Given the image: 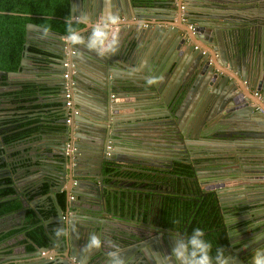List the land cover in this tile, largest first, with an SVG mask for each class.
<instances>
[{"label": "water", "instance_id": "obj_1", "mask_svg": "<svg viewBox=\"0 0 264 264\" xmlns=\"http://www.w3.org/2000/svg\"><path fill=\"white\" fill-rule=\"evenodd\" d=\"M194 7L198 9L192 11ZM107 12L126 18L136 14L139 21L130 23L134 45H128L123 37L115 54L104 58L82 45L70 47L66 34L45 33L46 29L38 25L25 24L19 68L0 70V78L5 76L0 93L19 88L23 82L44 84L55 92L38 93L37 103L53 99L50 102L58 106L49 111L56 116L52 122L45 117V110H40L42 124L51 127L39 128L20 139L17 147L11 145L9 151L17 148L19 159L12 172L7 169L3 175L11 178L10 186L21 200L22 213L26 207L38 211V198L51 199L40 203L52 209L43 220L46 244L35 251L43 262L53 257L51 261L57 264H108L107 253L116 244L125 264H175L169 255L176 243L174 237H187L183 232L186 223L177 230L157 224L143 207L132 210L137 207L135 200L120 198L103 182L102 177L110 175L102 172L109 166L116 171L135 169L153 174L155 168L164 167L167 156L179 160L174 156L189 155L182 147L208 145L202 140H209L202 136L211 135L219 141H232L236 136L232 143L212 146L210 153L217 159H209L204 151L198 156L210 160L204 166L209 167L213 198L223 217L228 213L226 207L245 206L246 201L234 197L226 203L223 195L231 186L228 192H238L235 188L240 184L258 190L257 179L264 176V140L257 138L264 137V0H69V18L74 21L86 14L95 22ZM84 28L82 24L80 29ZM109 32L117 34V29ZM151 33L155 37L160 33V39L167 42L162 46L158 39L149 50ZM88 34L83 32L85 37ZM43 39L51 41L41 47L50 53L48 63L32 60L27 51L30 42ZM147 49H155L154 57L159 52L152 64L144 60L149 59L144 56ZM179 63H187L189 71L172 82ZM40 64L49 67V81L37 75ZM152 77L157 83L148 85L146 79ZM165 78L176 88L172 99L155 96L158 98L149 103L150 109L141 112V118L135 117L138 112H127L137 106L132 100L136 102L138 93L151 86L159 91ZM11 81L15 84H8ZM64 86L71 94L68 106ZM254 91L260 98L253 95ZM107 141L112 147L105 156ZM26 144L30 147L27 153L22 148ZM40 147L43 150L38 152ZM247 164L249 176L242 175ZM23 165L26 167L21 168ZM192 167L196 171L202 166ZM25 171L30 174L22 188L15 178ZM59 196L64 197L63 204ZM253 196L246 198L253 201ZM114 206H121L127 217L136 211L137 217L115 215ZM238 213L234 215L237 221L242 218ZM120 223L127 226L122 238L115 229ZM58 228H68L69 236L57 238L53 230ZM263 229L257 226L255 231ZM92 233L100 238L102 247L87 251L84 245ZM260 238L251 244L224 248L227 264H252L254 250L264 248V243L257 245ZM51 250L53 253L48 254Z\"/></svg>", "mask_w": 264, "mask_h": 264}, {"label": "trees", "instance_id": "obj_2", "mask_svg": "<svg viewBox=\"0 0 264 264\" xmlns=\"http://www.w3.org/2000/svg\"><path fill=\"white\" fill-rule=\"evenodd\" d=\"M0 11L11 12L15 14L0 13V70L4 72L16 71L19 68V61L22 57L25 24L31 22L46 30L53 31L57 34H66L65 31V18H69V0H0ZM74 27L81 28L82 24H76L73 20ZM27 51L29 57L39 63L49 62L48 51L42 50L37 47L34 42H30ZM5 83V76L0 78V85ZM55 92L54 89L45 88L42 85H37L33 82L20 83L19 88L9 89L0 93V96L8 98V103L12 106L11 115L2 122L0 125V135L4 141L10 142L13 140L22 139L36 133L39 128H49L51 126L42 124L40 119L41 111L37 109L43 108L45 117L49 118L52 122L54 113H50L52 107H57V103H37V95ZM21 112V113H18ZM43 113V111H42ZM33 114V115H30ZM4 162L0 158V216L20 211L21 200L16 197L15 189L10 186L11 178L3 175L1 169L4 167ZM106 170H109L107 166ZM179 173L180 180H174L173 186H164L163 182L159 179L160 173L154 172L153 174H145L144 180L146 187L160 188L167 191L169 195H164L168 208L172 210L177 209V205H183L185 211L184 234L191 236L192 230L201 228L205 233L204 239H208L212 244H218L222 248H227V239L225 237V230L220 228L221 221L219 219L218 207L216 206L215 199L210 194L201 198L197 203L192 200H187L188 185H183L182 178L189 173L186 166L178 167L176 170ZM151 181V182H149ZM185 182V181H184ZM155 183V184H152ZM177 191L180 192L182 203L178 200ZM183 193V195L181 194ZM199 194L202 193L199 191ZM193 196V195H192ZM59 201L62 203V196H59ZM177 199V200H174ZM38 211L32 207H26L24 213L21 211V225L18 228L1 232L0 241L9 237L10 235L23 232L25 240L30 243L25 244L26 250L41 247L46 244V232L42 224L43 220L52 214V209H45V206L38 205ZM189 215V216H188ZM188 216V217H187ZM174 223V222H173ZM176 226V225H175ZM214 240V241H213ZM217 243H216V242ZM216 248H212V255L215 256ZM225 253V251H224Z\"/></svg>", "mask_w": 264, "mask_h": 264}, {"label": "crops", "instance_id": "obj_3", "mask_svg": "<svg viewBox=\"0 0 264 264\" xmlns=\"http://www.w3.org/2000/svg\"><path fill=\"white\" fill-rule=\"evenodd\" d=\"M197 9H198L197 7H194L192 11H196ZM135 15L131 14V16L127 18L121 15H118L119 17L124 18V22H121L120 24H118L117 27H115V30L117 29L118 40H120L121 43H123L124 42L123 37H126L128 41V45L130 46L134 45V42H133L134 38L131 37L133 34V31H131L133 29L131 24L139 21L138 16H135ZM149 20L154 21L153 18H149ZM140 21H145V20H140ZM125 22L127 26H125L124 24ZM148 33L147 32L145 33L146 36H148ZM146 36L144 38H147ZM160 36H161L160 33L156 35V37L154 36L153 33H151V35L149 36V38L151 37L150 38L151 45L149 46V50L153 48V46L158 41V39H160ZM49 42H51L49 39H46V40L43 39V41L39 40V42L38 41L37 43L35 42V45L37 46V44L40 43L39 44L40 46H37V47L41 48L43 45H47ZM160 42H162L161 45L163 46L165 42H167V40L162 41V39H160ZM41 49L45 50L43 48ZM149 50L147 49L144 53V56L146 55V57L149 59H144V60L145 62L147 63L151 62L152 64V62L157 58L159 52L156 53V56L154 57L155 49H153L152 52ZM182 58L183 57H181V60ZM181 65H183V63L182 64L179 63V65L173 71V75L171 78L172 82H175L181 76L183 77L189 71L190 66L187 63H186V66L183 65L182 67H180ZM37 69L40 71L37 75L42 76L43 78H47L46 80L49 81L48 78H50V76L48 72H46V70H48L49 67L46 65L40 64L37 66ZM11 82L12 84L14 83L13 81ZM41 85L45 87L44 84H41ZM153 88H154L153 86L147 87V91L145 92L142 91L141 93H138L136 96V99H137L136 102L132 100L133 105H137V106L128 108L127 112L129 113L138 112L135 117L141 118L142 117L141 112L143 113V111L150 109L149 103H151L152 101L158 98L155 96L162 95L163 97L167 98V101H169L174 96V92H176L175 86L170 84L168 80L166 81V78L161 83V86L159 85V91H156ZM196 94L197 93H195L193 96H195ZM52 100L53 99H51L50 101ZM50 101L45 102V103H51ZM134 103H137V104H134ZM37 110H41V109H37ZM189 114H191V112ZM218 115H221V114L218 113ZM217 118H219V116H217ZM202 133L204 132H200V134ZM202 137L207 138L209 140L208 142L205 140H202L204 144L206 143L208 145L201 146V149H203L202 151L204 152L207 151L208 154H210V155L206 154V156H209V159L216 158L215 156L216 154L210 153L211 152L210 149H212V146H217L216 144H219V143H224V144L232 143L233 140L236 138V136H234V137H231L233 138L232 141L230 140V138L225 139L224 141H219L217 138L211 135L202 136ZM257 138H259V140H264V137H257ZM250 140H256V139H250ZM111 147L112 146H110V149ZM22 148L25 150V153H27L30 150V147L27 144L23 145ZM35 148L36 146L34 145L32 150L35 151ZM40 148L41 149L37 150L38 152L40 150H43L42 147ZM34 155L36 156V154ZM104 155L107 156L105 152H104ZM28 159L29 158H27L26 160ZM93 166H96V165H93ZM246 167H249V164H247L245 168ZM113 169L109 168V170H106V169L103 170L102 172L103 175H110V176H103L102 180L105 184H110L111 189L117 195H119L120 198L129 197L128 198L129 200H135L133 204H135V206L137 207H135L132 210H137L138 208L143 207L144 211H148L153 218L152 220L156 221V223L159 225L171 226L172 228H175L177 230H181V228L184 227V223H181V222H184V218L187 214V213L185 214V211L183 208L184 203L181 206L177 205L176 207L177 209L172 210L170 207L168 208L167 206L168 202L165 199L166 197L164 198V194L166 193V190H164V188L160 189V188H154V187H146L147 182L144 181L145 177H144L143 172H140L139 170H135V169L117 170V171L114 169L115 172L111 173L110 171H112ZM246 169L247 170L242 171V175L249 176L250 172H248V168ZM28 174H30V172L25 171V172L19 173L17 176L19 185L22 188L26 184V181H27L26 178L29 176ZM257 181L259 182V184L257 185V187L259 188L258 190L246 189L248 187L245 188V186H243L242 184H240L239 187L235 188V189L240 190V191L238 190V192H235V191L228 192L230 189L233 188V186H231L230 188L226 190V192L223 195V199L226 203H228V200H230V197L238 198L241 201L243 200L246 201L245 206H242V207H226L228 209V213H226V218L223 217L225 216V214H222L221 209L216 204V206L218 207V211H219L218 212L219 219L222 224L220 228H216L214 230V233L217 231V229L225 230V237L227 239L226 241H227L228 247L236 248L240 245L251 244V243H254L252 241L257 240L259 237L261 238L257 241L258 242L257 245L264 243V229L261 232L255 231L257 229V226L264 227V176L261 179H257ZM123 186H128V189H124ZM43 192L47 193L46 190ZM247 195H254L253 196L254 198H252L253 201L251 200L252 202L250 201V199L246 198ZM63 198L64 197L62 196V199H61L62 204L64 200ZM38 199H39V205H42L40 204L41 202L45 203L46 201L51 200V199L40 200L42 198H38ZM174 200H177V199H174ZM178 200L182 203L181 199H178ZM120 202H122L121 199H120ZM85 204L89 205L88 203H85ZM114 212H115V215H119L121 217L126 216V213L123 212V210L121 209V206L120 207L114 206ZM236 213H238L239 217H242L239 221L235 220L234 218V215H236ZM142 214H143V217H146L145 212H143ZM130 217L136 218L137 217L136 211H133L132 216ZM130 217L126 216V218H130ZM21 221H22V218H21L20 211L6 214L4 216H0V231L4 232L12 228H18V226L21 225ZM226 222L229 223V225H227ZM126 227L127 226H124L121 223L116 224L115 226V229L117 230L116 233L117 235H121V238L125 235V233H123L122 231L123 229L125 230ZM184 229H183V232H184ZM204 233H207V232H204ZM113 236H116V235L113 234ZM208 236L210 235L208 234ZM29 243L30 242L28 240H25L23 232L14 233L10 235L9 237L5 238L4 240L0 241V264H57L54 261L53 262L51 261L53 257H50L49 259L47 258V261L43 262V260L40 259V256L35 255L36 248H33L32 250H26L25 244H29ZM215 245H217L218 247H221L218 244H215ZM47 253L48 254L53 253V251L51 250Z\"/></svg>", "mask_w": 264, "mask_h": 264}, {"label": "clouds", "instance_id": "obj_4", "mask_svg": "<svg viewBox=\"0 0 264 264\" xmlns=\"http://www.w3.org/2000/svg\"><path fill=\"white\" fill-rule=\"evenodd\" d=\"M120 22L119 16L112 12H107L97 17L93 22L89 16L82 14L76 18V24H84L86 28L80 29L74 27L72 18H65V31L67 33L65 39L69 46L82 45L90 52L94 51L99 57H107L115 54L118 45V35L110 34L109 30L117 26ZM47 30H45L46 33ZM84 31H88V36L83 35ZM146 83L153 85L157 83V78H147ZM57 238L69 236L68 228H58L53 230ZM205 233L201 228L192 230L191 236L174 237L176 240L170 257L174 259L175 264H227V258L224 256V248L218 247L215 256L212 255L213 245L210 241L204 239ZM102 247V241L92 233L84 248L87 251L99 250ZM114 249L107 253L108 264H125V259L121 255L118 245L112 244ZM252 264H264V248L254 250L252 256Z\"/></svg>", "mask_w": 264, "mask_h": 264}, {"label": "flooded vegetation", "instance_id": "obj_5", "mask_svg": "<svg viewBox=\"0 0 264 264\" xmlns=\"http://www.w3.org/2000/svg\"><path fill=\"white\" fill-rule=\"evenodd\" d=\"M8 84H12V82H9ZM13 84H15V83H13ZM8 100H9L8 98L0 96V113H1L0 125L12 113V108H11L12 106H10V104L8 103ZM13 142H15V143H13ZM20 143H21L20 139L7 142V141H4L2 139V137H0V158H3V160L5 158V160L3 161L5 164H4V167L1 169V172L6 171L7 169L12 172L13 165L16 166V162L19 159V151L17 148H14L13 150L9 151V148H11V145L17 147ZM182 148H186L189 155L183 156L182 153L175 155L174 157H177L180 161L179 160H170L169 159L170 156H169V158L167 156V159H165L164 162L162 163V165L164 167L163 168H155V170H157V172L161 174L159 179L163 182L164 186L170 187V191H172L171 187L173 186V183H174L173 181L174 180L175 181L180 180V177H179L180 175H179V173H177L176 170L178 169V167L186 166L189 169V173H187L182 178L181 182L183 185H188L187 195H190V196H186V197H190V198H187V200L188 201L192 200V202L195 204L199 200H201V198H203L209 194L211 196H213V193H212L213 188H212L211 182L208 178V174H210V170H209L208 166H204V164L207 165V162L210 160L205 159V158H199L200 156H198V153L203 150V149H201V146L189 145V146H185ZM205 153L208 154L207 151H205ZM6 155H8V156H6ZM207 157H209V156H207ZM196 164H199L202 167H199V169L196 168V171H195L193 169L192 165H196ZM24 167H26V166L25 165H23V167L21 166V168H24ZM15 179L18 180L17 177ZM149 182H151V181H149ZM152 184H155V183H152ZM168 191L169 190L167 189L166 193L164 192L165 193L164 195H169ZM199 191L202 193L201 195L199 194ZM152 192H154V191H152ZM177 193H179L177 195V197L179 199L180 198L184 199L183 196H180L179 191H177ZM181 194L183 195L182 192H181ZM186 236H188V235H186ZM212 245H213V248H216V247L218 248L217 245H215V244H212Z\"/></svg>", "mask_w": 264, "mask_h": 264}, {"label": "built area", "instance_id": "obj_6", "mask_svg": "<svg viewBox=\"0 0 264 264\" xmlns=\"http://www.w3.org/2000/svg\"><path fill=\"white\" fill-rule=\"evenodd\" d=\"M181 8H182V6H181ZM119 19H120V22H119V24L121 23V22H124V18H122V17H119ZM125 24V26H127V24L126 23H124ZM118 26V25H117ZM117 26H115V27H117ZM115 27H113V28H115ZM63 77H66V73H64L63 74ZM64 88V98H65V105L66 106H68L69 105V103H70V101H71V94H70V92L68 91V89L66 88V86H64L63 87ZM253 95H255L256 97H258V98H260V93L259 92H257V91H254L253 92ZM112 96V95H111ZM261 99H262V101H264V97H261ZM67 121V120H66ZM110 143H109V141H107V144L105 145V154L106 155H108V152H109V150H110ZM70 198L72 197V196H69Z\"/></svg>", "mask_w": 264, "mask_h": 264}]
</instances>
